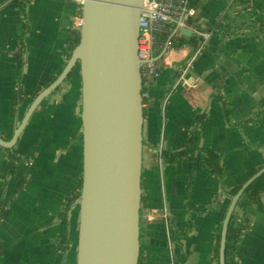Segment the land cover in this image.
I'll return each instance as SVG.
<instances>
[{
  "label": "crops",
  "instance_id": "obj_1",
  "mask_svg": "<svg viewBox=\"0 0 264 264\" xmlns=\"http://www.w3.org/2000/svg\"><path fill=\"white\" fill-rule=\"evenodd\" d=\"M242 7H233L232 0H200L188 24L198 45L168 47L158 56L159 76L143 82L146 264H217L214 247L228 193L244 184L250 171L264 167V25L247 22L236 33L223 26ZM81 15L74 0H0L5 142L13 141L36 98L65 69L69 36ZM179 36L185 37L179 32L173 38ZM193 73L197 80L186 85ZM80 90L77 70L35 107L12 147L0 146V264L77 262L79 202L67 223L63 213L83 171ZM185 151L183 159L163 157ZM207 152L219 157L222 177L208 169ZM11 155L17 158L12 165ZM235 211L249 220L237 245L238 264H264V194L259 206ZM63 236L68 248L60 251Z\"/></svg>",
  "mask_w": 264,
  "mask_h": 264
},
{
  "label": "water",
  "instance_id": "obj_2",
  "mask_svg": "<svg viewBox=\"0 0 264 264\" xmlns=\"http://www.w3.org/2000/svg\"><path fill=\"white\" fill-rule=\"evenodd\" d=\"M143 1L84 0L81 40L65 69L36 98L13 141L0 138V146L12 147L35 107L78 68L83 184L76 264H138L144 119L138 38ZM180 33L185 37L192 35L189 29ZM174 36L167 40L161 57ZM194 80L197 78L193 73L186 85ZM263 175L264 167L231 197L222 222L219 264H226L227 233L237 205Z\"/></svg>",
  "mask_w": 264,
  "mask_h": 264
},
{
  "label": "trees",
  "instance_id": "obj_3",
  "mask_svg": "<svg viewBox=\"0 0 264 264\" xmlns=\"http://www.w3.org/2000/svg\"><path fill=\"white\" fill-rule=\"evenodd\" d=\"M28 0H22V3H27ZM200 0H189V6L193 8H197L199 5ZM233 7L237 3H239L241 6H243L241 9L235 10L232 14L231 22L227 23L224 26H226V33H236L240 29H242L240 24L246 25L247 22H250L253 26L262 27L264 25V0H232ZM232 9V8H231ZM239 20H245L243 23H240ZM257 24V25H256ZM222 26V27H223ZM217 28V26H215ZM171 32L162 34L159 36L158 40V52L157 55H160L162 50L164 49V46L169 39ZM81 40L80 37V31L74 30L68 40L67 49L65 51L66 59L69 60L71 57V54L73 50L79 45ZM199 39L197 35H192L190 38H186L183 36L175 37L171 40L169 48L174 49H180L184 46H194L196 47L198 45ZM77 67V66H76ZM78 70V68H74L66 78L67 80L71 79L75 72ZM19 99H17L18 101ZM81 140L83 141V135L81 134ZM195 139V135L191 138V142ZM191 152L194 151V149L190 150ZM189 151L181 152L176 155H172L169 158H166V154H163V157L166 159V161L171 162L175 161L177 159H183L187 155ZM10 164H14V162H17V158H15L14 155L10 156ZM206 163L208 169L215 173L216 175L222 177L223 175V169L220 165V159L219 157L213 153V152H207V158ZM261 168L254 169L248 173V179L251 178L254 174H256ZM82 178L79 180L77 185V191L72 196L71 199L68 200L67 205L65 206V210L63 213V220L64 223H67V215L72 208L73 204L76 202H79L81 197V190H82ZM242 185H239L235 189L231 190L228 194L229 196L233 197L238 193V191L241 189ZM264 194V175L261 176L255 183H253L245 192L244 197H246V201H241L238 203L237 208L247 207L249 205L259 206L261 204V197ZM236 208V209H237ZM238 216V220L236 217ZM237 222V225H236ZM249 226V220L248 216L243 211L242 214L239 212H234L230 226L227 233V242H226V252H225V262L226 264H238L237 261V245L239 241L241 240V237L244 233V231ZM144 219H142V213L140 212V255L138 264H146L144 257L142 256V236L144 235ZM221 229L222 226L219 227V233L217 235L216 243H215V258L217 264H219V247H220V239H221ZM68 248V238L67 236H63L60 243H59V250L65 251Z\"/></svg>",
  "mask_w": 264,
  "mask_h": 264
},
{
  "label": "built area",
  "instance_id": "obj_4",
  "mask_svg": "<svg viewBox=\"0 0 264 264\" xmlns=\"http://www.w3.org/2000/svg\"><path fill=\"white\" fill-rule=\"evenodd\" d=\"M83 5L84 0H74ZM196 15V9L189 6V0H144L139 19L138 58L143 82L157 78L160 74L158 40L166 33L178 34L188 29V24ZM83 27L82 15L75 23V29ZM190 72L189 67L185 74ZM147 92L142 90V107L147 105ZM151 218H149V221Z\"/></svg>",
  "mask_w": 264,
  "mask_h": 264
},
{
  "label": "rangeland",
  "instance_id": "obj_5",
  "mask_svg": "<svg viewBox=\"0 0 264 264\" xmlns=\"http://www.w3.org/2000/svg\"><path fill=\"white\" fill-rule=\"evenodd\" d=\"M144 218V215L142 214V219Z\"/></svg>",
  "mask_w": 264,
  "mask_h": 264
}]
</instances>
